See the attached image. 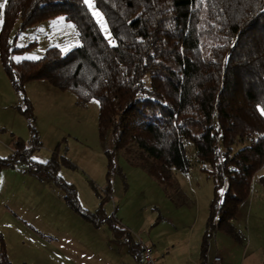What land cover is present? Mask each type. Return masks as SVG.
Returning <instances> with one entry per match:
<instances>
[{
    "label": "trees",
    "instance_id": "trees-1",
    "mask_svg": "<svg viewBox=\"0 0 264 264\" xmlns=\"http://www.w3.org/2000/svg\"><path fill=\"white\" fill-rule=\"evenodd\" d=\"M94 2L112 41L84 0L5 1L0 59L21 98L17 107L28 122L31 148L17 138L15 151L0 156V173L27 163L62 186L68 202L87 220H107L143 264L139 243L107 216L103 203L96 211L83 208L75 186L59 175L56 151L47 162L32 159L42 141L26 84L46 80L75 93L78 106L99 101L100 136L110 135L114 145L107 151L109 182L116 171L122 176L115 151L135 143L141 148L140 165L172 198L171 188L180 187L175 171L189 169L186 142L192 143L197 160L211 165L216 180L202 255L216 229L240 241L231 221L264 165V0ZM58 14L73 23L80 44L67 53L51 46L37 59H16L34 44L19 46L22 32ZM257 180L264 187V173ZM0 264H12L4 242Z\"/></svg>",
    "mask_w": 264,
    "mask_h": 264
},
{
    "label": "rangeland",
    "instance_id": "rangeland-1",
    "mask_svg": "<svg viewBox=\"0 0 264 264\" xmlns=\"http://www.w3.org/2000/svg\"><path fill=\"white\" fill-rule=\"evenodd\" d=\"M0 5L1 23L4 0ZM89 8L99 13L94 16L112 41L94 0ZM31 43L16 59H37L51 46L67 53L80 40L73 23L58 14L22 32L18 45ZM26 95L32 102L42 141L41 147L33 150L32 159L47 162L56 151L62 162L59 175L75 186L84 209L96 211L103 203L107 216L128 229L136 241L154 244L156 256L167 255L168 249L186 252L191 238L189 245L201 264L219 251L230 264H242L247 251L245 264H264V187L257 180L264 173V165L255 176L251 196L241 202L231 221L241 240L216 229L204 257L202 242L216 180L211 165L197 160L192 143L186 142L189 169L175 171L180 187L171 188L173 199L167 196L165 185L140 165L141 148L135 143L115 151L122 176L116 171L109 182L107 151L114 145L110 135L105 139L100 136L99 101L78 106L75 93L60 90L46 80L28 82ZM14 103L20 104L21 98L0 60V156L15 151L17 138L31 148L28 122ZM13 110L20 125L13 118ZM2 242L12 264H141L130 252L129 240L116 237L107 220L98 224L87 220L68 202L62 186L36 173L27 163L6 167L0 173V246ZM184 264L195 262L187 259Z\"/></svg>",
    "mask_w": 264,
    "mask_h": 264
},
{
    "label": "crops",
    "instance_id": "crops-1",
    "mask_svg": "<svg viewBox=\"0 0 264 264\" xmlns=\"http://www.w3.org/2000/svg\"><path fill=\"white\" fill-rule=\"evenodd\" d=\"M5 1H6V0H4V4H5ZM2 20H3V17H2ZM1 25H2V21H1V23H0V29H1ZM0 60H1V59H0ZM12 86H13V85H12ZM15 102H16V100H15ZM18 105H19V104L14 103V106H13V107H14V108L16 107L17 110H18V107H17ZM76 105H77V104H76ZM14 111H15V110H13V118H14L15 122H17V123L20 125V123H21V122H20V119L16 116V113H15ZM18 111H19V110H18ZM22 116H23V115H22ZM23 117H24V116H23ZM16 140H17V139H16ZM16 140H15V143H16ZM15 143H14V149H15ZM38 174H41V173H38ZM189 242H191V238H190L189 241H188V248H187L186 252H182V253H173L172 251H169L168 248H166V249H168V250H167V255L163 253L162 256L157 255L156 257H158V258L160 259L161 264H184L185 261H186L187 259L193 260V261L195 262V264H201V263L199 262V260H198V256H197L196 252L193 251V250L191 249V245H189ZM148 244L152 245V246L154 247V251H155V246H154V244H151V243H148ZM190 244H191V243H190ZM129 250H130V252H131V248H130ZM162 252H164V251H162ZM131 253H132V252H131ZM248 253H249V251H247V253L245 254L242 264H245V261H246V259H247ZM132 254H133V253H132ZM133 255H134V254H133ZM216 255H220L226 263L230 264V263L227 261V259L225 258V256H223L222 253H221L220 251H219V253H216L215 255H213V256H212L210 259H208L207 261H204L202 264H211L212 261H213L214 256H216ZM134 256H135V255H134ZM135 257H136V256H135ZM205 257H206V256H205ZM136 259H137V257H136ZM137 260H138V259H137Z\"/></svg>",
    "mask_w": 264,
    "mask_h": 264
},
{
    "label": "built area",
    "instance_id": "built-area-1",
    "mask_svg": "<svg viewBox=\"0 0 264 264\" xmlns=\"http://www.w3.org/2000/svg\"><path fill=\"white\" fill-rule=\"evenodd\" d=\"M140 245L142 251L143 264H161V261L155 255L154 247L144 240L140 239L137 241ZM211 264H228L226 263L220 255H216L213 258Z\"/></svg>",
    "mask_w": 264,
    "mask_h": 264
},
{
    "label": "snow or ice",
    "instance_id": "snow-or-ice-1",
    "mask_svg": "<svg viewBox=\"0 0 264 264\" xmlns=\"http://www.w3.org/2000/svg\"><path fill=\"white\" fill-rule=\"evenodd\" d=\"M84 3L89 5V7L93 6V0H84ZM0 7H3V5H0ZM93 14L99 16V13H93ZM260 111H261V114L264 115V109H260Z\"/></svg>",
    "mask_w": 264,
    "mask_h": 264
}]
</instances>
